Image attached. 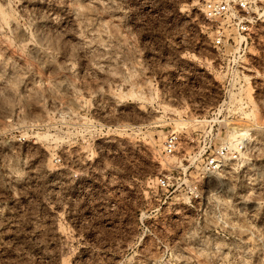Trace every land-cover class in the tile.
<instances>
[{
  "label": "rangeland",
  "instance_id": "obj_1",
  "mask_svg": "<svg viewBox=\"0 0 264 264\" xmlns=\"http://www.w3.org/2000/svg\"><path fill=\"white\" fill-rule=\"evenodd\" d=\"M220 1L0 0V264H264V0L221 47Z\"/></svg>",
  "mask_w": 264,
  "mask_h": 264
},
{
  "label": "built area",
  "instance_id": "obj_2",
  "mask_svg": "<svg viewBox=\"0 0 264 264\" xmlns=\"http://www.w3.org/2000/svg\"><path fill=\"white\" fill-rule=\"evenodd\" d=\"M256 0H223L220 2L208 3L206 14L214 22H222V27L216 31L214 44L224 46L231 36L248 35L252 29L254 16L253 7ZM178 147V138L175 135L168 137L165 145V152L173 155ZM239 151L221 148L206 163L210 171L219 170L227 159L237 160Z\"/></svg>",
  "mask_w": 264,
  "mask_h": 264
},
{
  "label": "bare ground",
  "instance_id": "obj_3",
  "mask_svg": "<svg viewBox=\"0 0 264 264\" xmlns=\"http://www.w3.org/2000/svg\"><path fill=\"white\" fill-rule=\"evenodd\" d=\"M237 134H239L238 131H236V130H232V132H231V134H230V138H232L234 142H236V143H240L239 140H238V138H237ZM240 135H241V134H240ZM237 147H238V146H237Z\"/></svg>",
  "mask_w": 264,
  "mask_h": 264
}]
</instances>
